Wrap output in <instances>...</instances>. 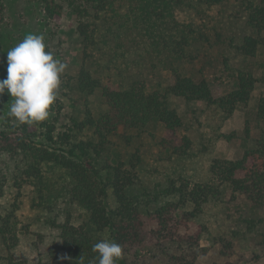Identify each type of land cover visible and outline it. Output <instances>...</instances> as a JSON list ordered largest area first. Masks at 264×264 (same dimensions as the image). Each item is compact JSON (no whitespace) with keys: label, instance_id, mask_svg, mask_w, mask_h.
Segmentation results:
<instances>
[{"label":"trees","instance_id":"1","mask_svg":"<svg viewBox=\"0 0 264 264\" xmlns=\"http://www.w3.org/2000/svg\"><path fill=\"white\" fill-rule=\"evenodd\" d=\"M37 1L48 20L61 18L62 8L53 0ZM76 1L73 14H83L86 9L102 12L112 5V0ZM229 1L243 10L249 32L234 47L241 61L231 65L224 59L220 63V76L228 87L222 92L215 81L195 68L206 63L198 46L208 41L207 35L191 23L179 21L177 13L184 7L211 8ZM125 5L131 31L159 57L169 78L160 90L148 89L143 81L103 85L82 65L73 86L84 96L99 95L105 111L98 117L86 113L82 122L60 134L51 124L28 126L7 119L0 129V241L9 252L30 232L31 224H23L17 214L25 188L35 194L31 207L45 214L40 220L49 232L48 256L54 260L62 256V264H98L92 247L101 241L95 233L103 232L123 248L124 257L118 264H198L208 251L200 246L206 228L195 225L205 207L219 206L228 217H236L248 227L254 222L252 214L264 210V129L259 127L251 136L247 125L244 139L251 138L252 147L237 159L213 160L203 182L166 176L146 187L138 175V154L127 165L106 159L101 167L91 157L103 155L110 137L153 123L161 124L169 134L159 140L162 150L176 158L185 157L191 141L178 134L183 121L171 99L203 103L223 118L248 107L258 82L255 68H264V61L252 66L264 47V0H125ZM76 31L86 53L95 45V33L83 22ZM253 108L252 119L264 124V97ZM61 109L57 105L51 111ZM73 129L90 131V139L73 142ZM43 165L63 171L67 182L60 188L47 183ZM262 247L264 254V242ZM3 262L29 264L11 256Z\"/></svg>","mask_w":264,"mask_h":264},{"label":"rangeland","instance_id":"2","mask_svg":"<svg viewBox=\"0 0 264 264\" xmlns=\"http://www.w3.org/2000/svg\"><path fill=\"white\" fill-rule=\"evenodd\" d=\"M53 1L62 8V16L56 21L46 18L37 0H0V80L7 75V51L29 33L43 34L46 51H51L54 58L68 65L61 77L60 98L53 106L56 108L61 105L62 109L58 113L51 111L49 119L43 122L53 125L56 134L69 131L73 123L82 122L86 113L96 118L105 111L97 93L84 96L74 88L73 81L82 65L103 85L125 86L143 81L150 90L164 87L169 71L165 70L159 57L146 48L135 31H131L125 0H112L107 10L96 12L86 9L83 14L71 12L76 0ZM177 19L191 23L207 35L208 41L198 46L206 63L197 64L195 68L201 70L209 80L215 81L222 92H227L225 77L220 76V63L224 59H228L231 65L241 61L234 47L249 32L245 14L239 4L229 1L211 8L184 7L178 11ZM80 22L87 24L88 30L95 33V45L86 53L83 52L84 46L76 31ZM117 36L121 37L120 41ZM262 53L264 47L252 66L264 61ZM255 76L258 82L249 106L238 108L229 118H223L203 103L171 99L172 107L183 121V128L178 134L186 135L191 141V148L185 157L176 158L162 150L159 140L168 138L169 134L161 124L153 123L142 130L122 131L110 137L107 149L100 158L91 154L94 163L101 167L106 159H111L115 163L127 165L132 156L138 154L141 160L137 168L138 175L146 187L166 176H182L191 182L205 181L213 160H234L252 147L251 138L244 139L247 125L251 129V136L260 131L258 127L264 129V124L252 119L256 100L264 97V68H255ZM221 80L224 81L222 84ZM11 100L7 92L0 97V129L4 128V123L10 118L8 111L13 102ZM11 121L14 122L13 119ZM70 134L75 143L87 142L91 137V132L87 130L78 132L73 129ZM226 136L233 139L226 140ZM42 169L50 185L60 188L67 182L66 175L57 167L43 165ZM34 196L31 189L25 188L18 199L20 210L17 214L21 215L23 224H31L30 232L20 237L19 245L11 252L5 250L0 241V264H4L8 256L29 264H62V256L56 260L48 256L49 232L43 228L40 220L45 214L31 207L30 201ZM5 203L6 200L3 201ZM109 203L111 205V201ZM252 219L254 222L248 227L239 222L238 218L228 217L219 206L205 207L195 225L206 228L200 246L208 251L207 257L200 259L198 264H264V210L253 213ZM95 237L98 240L110 239L108 232L95 233Z\"/></svg>","mask_w":264,"mask_h":264},{"label":"clouds","instance_id":"3","mask_svg":"<svg viewBox=\"0 0 264 264\" xmlns=\"http://www.w3.org/2000/svg\"><path fill=\"white\" fill-rule=\"evenodd\" d=\"M44 41L43 34L29 33L7 51V75L0 80V97L6 92L11 96L8 116L21 125L46 122L60 98L61 77L68 65L46 51ZM92 251L98 264H118L124 257L122 246L112 240H101Z\"/></svg>","mask_w":264,"mask_h":264}]
</instances>
